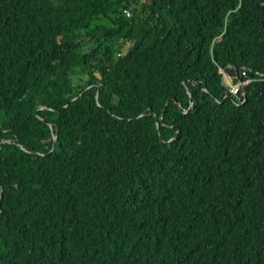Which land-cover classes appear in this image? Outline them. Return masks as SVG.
<instances>
[{
  "label": "trees",
  "instance_id": "obj_1",
  "mask_svg": "<svg viewBox=\"0 0 264 264\" xmlns=\"http://www.w3.org/2000/svg\"><path fill=\"white\" fill-rule=\"evenodd\" d=\"M0 264H264V0H0Z\"/></svg>",
  "mask_w": 264,
  "mask_h": 264
},
{
  "label": "built area",
  "instance_id": "obj_2",
  "mask_svg": "<svg viewBox=\"0 0 264 264\" xmlns=\"http://www.w3.org/2000/svg\"><path fill=\"white\" fill-rule=\"evenodd\" d=\"M127 15L130 17V13L128 12L127 13ZM245 77H246V73H244L243 74ZM249 84V81L248 82H246V83H239L238 85H235V83H234V81L231 83V84H229V85H226L228 88H229V90H230V95L231 96H238V94H239V90L240 89H242V88H244L246 85H248Z\"/></svg>",
  "mask_w": 264,
  "mask_h": 264
},
{
  "label": "crops",
  "instance_id": "obj_3",
  "mask_svg": "<svg viewBox=\"0 0 264 264\" xmlns=\"http://www.w3.org/2000/svg\"><path fill=\"white\" fill-rule=\"evenodd\" d=\"M223 74H224V84L229 85L234 81L233 78L227 75L226 73Z\"/></svg>",
  "mask_w": 264,
  "mask_h": 264
},
{
  "label": "water",
  "instance_id": "obj_4",
  "mask_svg": "<svg viewBox=\"0 0 264 264\" xmlns=\"http://www.w3.org/2000/svg\"><path fill=\"white\" fill-rule=\"evenodd\" d=\"M223 73V72H222ZM237 75H238V69H237ZM99 92H100V89H99ZM99 92H98V94H99ZM230 98H232L233 99V97L232 96H229ZM193 107V102H192V98H191V108ZM40 110V109H39ZM53 137H54V143L56 144V142H57V137L55 136V135H53ZM55 144H54V147H55Z\"/></svg>",
  "mask_w": 264,
  "mask_h": 264
}]
</instances>
